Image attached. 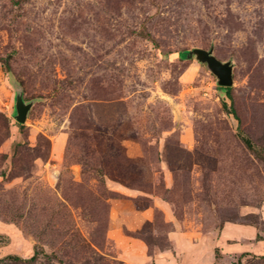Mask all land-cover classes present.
<instances>
[{
	"label": "rangeland",
	"instance_id": "obj_1",
	"mask_svg": "<svg viewBox=\"0 0 264 264\" xmlns=\"http://www.w3.org/2000/svg\"><path fill=\"white\" fill-rule=\"evenodd\" d=\"M0 237V264H264V0H0Z\"/></svg>",
	"mask_w": 264,
	"mask_h": 264
},
{
	"label": "water",
	"instance_id": "obj_2",
	"mask_svg": "<svg viewBox=\"0 0 264 264\" xmlns=\"http://www.w3.org/2000/svg\"><path fill=\"white\" fill-rule=\"evenodd\" d=\"M181 56L186 59H196L198 62L205 64L206 67L216 76L217 83L220 86L231 87L234 84L232 60L222 61L215 54L214 49L194 48L182 52ZM16 103L14 116L17 121L24 123L27 121L28 113L33 106L34 101L24 99L23 87L15 83Z\"/></svg>",
	"mask_w": 264,
	"mask_h": 264
},
{
	"label": "trees",
	"instance_id": "obj_3",
	"mask_svg": "<svg viewBox=\"0 0 264 264\" xmlns=\"http://www.w3.org/2000/svg\"><path fill=\"white\" fill-rule=\"evenodd\" d=\"M176 54V52H175ZM7 71L10 72V68H9V65H7ZM221 89L226 91L227 93H229L231 91V87H227V86H221ZM246 140V144L247 146L250 148V149H255V146L254 144L250 141V139H245ZM1 238V237H0ZM11 258H14V259H20L19 256H10Z\"/></svg>",
	"mask_w": 264,
	"mask_h": 264
}]
</instances>
